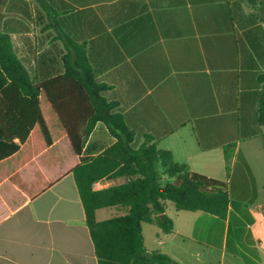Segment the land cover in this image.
Listing matches in <instances>:
<instances>
[{
    "label": "crops",
    "instance_id": "obj_1",
    "mask_svg": "<svg viewBox=\"0 0 264 264\" xmlns=\"http://www.w3.org/2000/svg\"><path fill=\"white\" fill-rule=\"evenodd\" d=\"M0 31L43 82L50 123L78 141L95 118L113 128L98 121L80 157L65 136L0 183V264H99L72 171L117 138L229 185L226 219L167 202L174 232L144 223L149 251L264 264V0H0ZM8 84L0 69V92Z\"/></svg>",
    "mask_w": 264,
    "mask_h": 264
},
{
    "label": "trees",
    "instance_id": "obj_2",
    "mask_svg": "<svg viewBox=\"0 0 264 264\" xmlns=\"http://www.w3.org/2000/svg\"><path fill=\"white\" fill-rule=\"evenodd\" d=\"M0 69L9 81L0 92V183L65 136L70 138L74 154L80 157L98 121L113 129L111 119L95 118L85 139L78 141L60 124L50 123L43 82L32 78L18 57L11 36L1 31ZM91 84L94 85L92 80ZM260 123L264 124V101ZM157 164H161L169 178L165 183ZM72 173L99 264H177L167 255L149 251L142 232L144 223L156 224L165 234L174 232L173 221L165 215L167 202H172L177 212H203L221 219L228 216L227 181L189 171L170 152L159 150L155 144L136 149L130 140L117 138L101 155L83 159ZM118 178H125L126 182L95 188L104 179ZM107 208L117 209L120 215L99 222L97 211Z\"/></svg>",
    "mask_w": 264,
    "mask_h": 264
},
{
    "label": "rangeland",
    "instance_id": "obj_3",
    "mask_svg": "<svg viewBox=\"0 0 264 264\" xmlns=\"http://www.w3.org/2000/svg\"><path fill=\"white\" fill-rule=\"evenodd\" d=\"M168 206H169V210L172 212V210L174 208V204L172 202H168ZM145 237H146V244L148 246L151 245V239L152 238L149 236V234L147 232H146V236ZM230 260H232V257L230 255H226L225 262L227 263ZM213 261H214L213 264H221L223 262L222 255L220 253H215L214 257H213Z\"/></svg>",
    "mask_w": 264,
    "mask_h": 264
}]
</instances>
